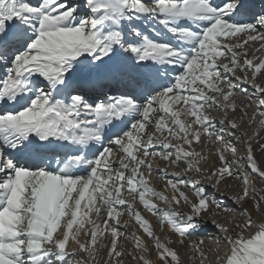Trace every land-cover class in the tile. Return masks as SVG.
<instances>
[{"label": "snow or ice", "instance_id": "6c2138e0", "mask_svg": "<svg viewBox=\"0 0 264 264\" xmlns=\"http://www.w3.org/2000/svg\"><path fill=\"white\" fill-rule=\"evenodd\" d=\"M0 69V264H264V0H0Z\"/></svg>", "mask_w": 264, "mask_h": 264}, {"label": "bare ground", "instance_id": "6f19581e", "mask_svg": "<svg viewBox=\"0 0 264 264\" xmlns=\"http://www.w3.org/2000/svg\"><path fill=\"white\" fill-rule=\"evenodd\" d=\"M2 74H3V70L0 69V75H2ZM261 80H264V77H262ZM250 95H252V88H251L250 86H248V85H245L243 89H238V90H237V102H238V103H249V100L247 99V97L250 96ZM251 102L253 103V106H255V101H254V99H253V101H251ZM248 111H249V114H251V112L253 111V109L250 108V109H248ZM211 114H212L213 116H218V115H220V114H219L218 112H216V111H212ZM258 119H259V117H258ZM243 127H244L245 130H247V131L249 132V134L251 135V134H252V129L256 128L257 125H256V124H253L251 127H249L248 124H247V118H245V123H244V126H243ZM260 136H261V137H264V130H261V132H260ZM261 140H262V139H261ZM261 140H260L259 144H254V149H255V157H256V159H257L258 162H259V166H260L262 169H264V162L262 161L261 158H259V157L257 156V149L259 150V149H260V144H262V143H261ZM208 148H209V146H208V145H205V147H204V151L207 152V151H208ZM196 149H197V151H200V150H201L200 147H199L198 145L196 146ZM212 152H213V155L210 156L209 159H208L206 162H202V164H201L202 167H207L209 164H212V163L216 162V157H215V154H214V153H215V149H214V148L212 149ZM238 154L243 155V149H242V148L239 150ZM229 158L231 159V157H229ZM159 166H160V167H164V162H163V161H160V162H159ZM169 171H170V172H172V171H176V169L172 168V169H169ZM252 179H253V184H254V186H255L257 189H264V181H261L260 179H257V178H255V177H253ZM259 182H260V183H259ZM152 183H153V187H156L157 190H160V189H161V185H160L159 180H158V177H156L155 173L153 174ZM228 184H231L232 187L222 186L220 192H215V193H213V190H212L211 188H209L208 191H209L210 193H213V194L216 196L217 199H219V195H220V194H224V195L227 196V198H230L231 196L235 195L237 192L240 191V186H241V181H240V179L229 180V181H228ZM259 184H260V185H259ZM257 185H258V186H257ZM258 187H259V188H258ZM257 198H259V197H257ZM219 200L224 204L225 207H226L227 205H229V204H228L229 202L231 203L230 200H227V201H225V200H221V199H219ZM232 202H233V201H232ZM225 203H226V204H225ZM137 206L141 208V211H142L143 215H145V217L148 218V219L152 222V224H153L154 226H156V225H157V219H158V218H157L156 216H153V215H151L150 213H148L146 210H144V209L142 208V206H140V205H137ZM163 206H164V205H161V207H163ZM243 206H244V207H248V208L251 209V207H252V201H251V200L246 201L245 204H244ZM253 216H254L255 218L259 219V215H258L257 213L253 212ZM222 218H223V217H222ZM127 220H129V217H128L127 214H125V215L122 217V222H123V221H127ZM217 231H218V230L215 229V227L212 226V225L209 223L208 225L202 227L198 232L194 233V234H193V239H195L197 236H201V237L207 236V237H209L208 239H206L207 247L210 248V249H213V250H214V249H216L217 244H216V241H215V240L211 239V237L214 236V235L217 233ZM141 234H143V233H141ZM166 234H167L166 231H165L164 234H161V240H164V237H165ZM145 238H146V237H145ZM120 243L126 245L129 249L132 248V243H131V241H127V240H124L123 238H121ZM74 246H75V245H72V247H74ZM185 251H187V249H182V250H181L182 253L185 252ZM221 252H222V251H221ZM215 254H216V252H213V253H212L213 259H215ZM221 254H222V253H221ZM105 255H106V252H105ZM153 258H154V257H153ZM126 264H136V262L133 261L131 257H128L127 260H126Z\"/></svg>", "mask_w": 264, "mask_h": 264}, {"label": "rangeland", "instance_id": "374dc122", "mask_svg": "<svg viewBox=\"0 0 264 264\" xmlns=\"http://www.w3.org/2000/svg\"><path fill=\"white\" fill-rule=\"evenodd\" d=\"M261 143L262 144H264V139H262L261 140ZM257 156L259 157V158H261L262 159V161L264 162V152H262L260 149L258 150L257 149ZM260 183V182H259ZM260 185V184H259ZM258 186V185H257ZM259 188V187H258ZM219 199H221V200H225V201H227V200H230L231 201V203L229 202L228 204L229 205H227L226 207H229V208H235V207H237V205L234 203V202H232V200L230 199V198H227V196L226 195H224V194H220L219 195ZM226 204V203H225ZM221 219L223 220V219H225L224 217L222 218L221 217ZM222 251V252H221ZM223 251H224V247L223 246H221V248H220V252L219 253H216L215 254V256L216 255H222L223 254ZM222 253V254H221Z\"/></svg>", "mask_w": 264, "mask_h": 264}]
</instances>
